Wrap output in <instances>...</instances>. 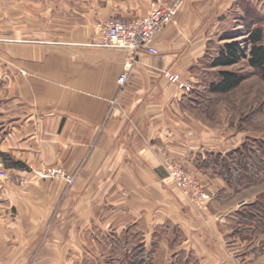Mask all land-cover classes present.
Returning <instances> with one entry per match:
<instances>
[{
    "label": "crops",
    "instance_id": "obj_1",
    "mask_svg": "<svg viewBox=\"0 0 264 264\" xmlns=\"http://www.w3.org/2000/svg\"><path fill=\"white\" fill-rule=\"evenodd\" d=\"M174 3L158 55L100 45L104 22ZM249 10L253 0H0V264H236L239 210L223 198L234 188L204 162L240 146L213 140L166 73L194 91ZM167 159L199 173L206 207L166 179ZM55 167L74 182L46 176Z\"/></svg>",
    "mask_w": 264,
    "mask_h": 264
},
{
    "label": "rangeland",
    "instance_id": "obj_2",
    "mask_svg": "<svg viewBox=\"0 0 264 264\" xmlns=\"http://www.w3.org/2000/svg\"><path fill=\"white\" fill-rule=\"evenodd\" d=\"M253 1L258 5L260 21L264 28V0ZM238 16L239 13L235 16L237 22L241 21L243 25L237 26L233 38L226 42L237 40L243 47L248 48L246 22L249 15H242L243 20ZM223 45L224 43L213 49V58L218 55ZM1 65L4 66V64ZM212 70L204 74L201 84L195 87L194 91L193 89L190 91L193 94V102L202 106L195 107L192 113L209 125L212 139L222 140L221 145L224 146V143V148L243 146L242 164L247 162L250 165L249 174L252 173L250 177H253V181H246L243 185L232 187L233 192L223 194L225 208L232 207L241 212L237 221L236 234L242 242L238 244L237 251L234 252L230 250L231 248L229 250L236 264H264V79L256 68L248 64L247 59H242L231 66L216 67ZM221 71H229L240 76L241 83L227 92L213 91L212 85L217 82L216 78ZM227 160L229 159L226 158ZM2 171L0 163V175ZM254 204H257L253 209L257 218L254 224H250L246 215L253 212L250 206ZM182 259L176 261V264H182ZM114 264H129V262L126 263L123 259L122 262ZM143 264H147L146 261Z\"/></svg>",
    "mask_w": 264,
    "mask_h": 264
},
{
    "label": "built area",
    "instance_id": "obj_3",
    "mask_svg": "<svg viewBox=\"0 0 264 264\" xmlns=\"http://www.w3.org/2000/svg\"><path fill=\"white\" fill-rule=\"evenodd\" d=\"M178 12V4L171 6H161L152 10L143 17L133 19L114 18L101 25V46L122 48L136 54L142 48L153 55L159 52L155 47L156 36L172 23ZM162 58L164 56L162 55ZM170 82L177 83L178 88L190 92L192 87L181 82L176 75L166 73ZM127 80V73L119 78L120 84ZM167 171V180L172 182L179 192L196 207H206L210 195L205 188L198 172L187 168L183 162L173 159H167L164 162ZM46 176L66 177L71 184L74 182V176L66 175L59 168L49 170Z\"/></svg>",
    "mask_w": 264,
    "mask_h": 264
},
{
    "label": "trees",
    "instance_id": "obj_4",
    "mask_svg": "<svg viewBox=\"0 0 264 264\" xmlns=\"http://www.w3.org/2000/svg\"><path fill=\"white\" fill-rule=\"evenodd\" d=\"M249 12L248 15L250 18L248 17L246 22L248 24L247 42L249 47H243L237 40L226 42L215 57L212 66L226 67L234 65L242 59H247L248 64L256 68L264 79V28L262 21H260L259 13H256L254 10H249ZM254 24L256 25L255 27L253 26ZM241 81L242 78L240 76L229 71H221L218 74L217 82L212 85V90L216 92H227L237 87ZM243 157V146H241L225 156H212L210 158L211 164L204 162V166H214L213 168L219 171L232 187H236L237 185H243L246 181H253V177H250L252 173L250 172L251 175L249 174L250 165L247 162L242 164ZM226 158L229 160L226 161ZM13 165L17 166V163ZM256 206L257 204L251 205L250 208L253 212H249L246 215V218L250 220V224H254L257 218L253 210ZM240 214L241 212L238 213L239 217ZM136 256H131L130 260L132 261H130V264H143V261L139 260Z\"/></svg>",
    "mask_w": 264,
    "mask_h": 264
}]
</instances>
